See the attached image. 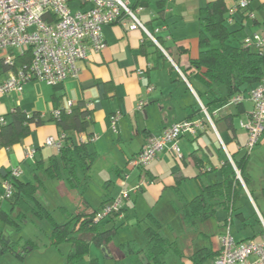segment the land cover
Instances as JSON below:
<instances>
[{
    "label": "crops",
    "instance_id": "crops-1",
    "mask_svg": "<svg viewBox=\"0 0 264 264\" xmlns=\"http://www.w3.org/2000/svg\"><path fill=\"white\" fill-rule=\"evenodd\" d=\"M211 1L141 0L144 9L140 19L148 29H159L155 36L169 58L149 42L141 30H129L120 23L106 24L102 26L105 47L100 52L89 50L86 59L77 61L76 75H69L56 85L28 80L21 91L2 94L0 117L5 122L11 120V113L18 108L26 113L38 112L42 124L33 127L10 147L0 145V193L13 167L21 169V181L39 185L37 199L47 207L50 199L43 196L42 189L50 190L52 194L58 191L61 196L66 181L73 189L72 199L68 197L64 204L55 194L56 204L49 209L52 222L61 224L79 211L98 210L115 197L124 172L128 171L127 188L144 179L148 184L130 193V200L122 205L121 217L99 223L101 229L116 226L114 243L107 251L103 248L105 256L114 264L126 261L138 264L141 255H125L118 246L125 241L138 247L145 245L147 234L153 228L152 224L145 222L149 215L161 223L168 239L175 240L181 251V257L171 254L173 261L168 257V264H210L219 252V236L226 228L235 240H263L264 224L257 212L264 222V173L259 177L254 175L250 162L253 150L264 146V132L253 149L247 152L243 163L247 184L240 175L243 191L233 208L229 211L219 207L212 216L202 220L196 218L193 222L187 221L183 215L186 201L196 196L202 186L221 179V168L228 159L224 149L232 161V157L239 159L246 152L247 133L239 124V129L236 127L235 117L239 118V123L247 119L252 110L249 101L242 102L238 108L223 106L217 110L214 129L204 123L194 133L184 134L179 140L181 157L163 149L144 168L126 167L146 140L158 136L165 126L188 117L199 118L195 94L197 89H203V85L192 76L186 78L182 69L187 68L190 58L198 55V12ZM223 1L228 7L224 21L230 32L228 41L242 46L247 35L253 32L264 34V0H250L249 10L253 17H247L243 10H235L236 0ZM216 44L215 40L212 41L213 46ZM5 76L6 71L0 62V81ZM67 100H71L73 106L82 103L90 114L88 128L80 133L73 132L70 138L72 145H81L84 156H89L87 165L80 161L74 165L72 175L76 180L72 183L65 174L59 149L44 144L46 137L61 134L51 111L63 107ZM140 100L143 104L138 108ZM115 113L119 116L114 131L110 117ZM228 115H232L233 130L228 127ZM27 149L34 150L32 156H26ZM52 161L57 164L59 173L53 176L44 170ZM54 209L60 211L59 221L53 218ZM16 211L18 208L6 199L0 201V213L12 216ZM27 219L38 225L39 219L29 215ZM0 232L7 239L17 238V231L5 225L1 218ZM50 232L46 234L47 247L52 246ZM31 239L39 248L46 246L36 235ZM200 249H206L208 257L201 263H193L188 255ZM34 251L36 249L29 254ZM26 256L19 259L3 249L0 250V264H22ZM93 258L98 261L97 257Z\"/></svg>",
    "mask_w": 264,
    "mask_h": 264
},
{
    "label": "trees",
    "instance_id": "trees-1",
    "mask_svg": "<svg viewBox=\"0 0 264 264\" xmlns=\"http://www.w3.org/2000/svg\"><path fill=\"white\" fill-rule=\"evenodd\" d=\"M138 2L143 4L141 0H138ZM234 9L243 10L247 17L248 12H252L249 10V4L248 7L240 9L237 6V0ZM226 12H228V7L223 0H213L200 7L198 12L200 23L198 36L199 52L196 57L189 59L187 68L182 69L186 78L189 79L192 76L203 85V89L201 91L197 89L196 93L213 124L215 123L217 110L223 106L238 108L242 102L228 105L229 99L237 93H248L259 83L264 75V44L259 47L238 46L228 41L230 32L224 24ZM214 40L217 44L213 46L212 41ZM149 42L151 41L149 40ZM30 59L29 50L24 51L23 54H15L13 66L6 65L2 60L0 62L3 69L8 71L10 68L27 64ZM198 111L200 113L199 118L201 117L202 121L210 126L204 118L199 104ZM89 115V111L85 106L82 103H78L75 106L72 105L69 111L63 110L59 116L54 117L62 131L61 133L64 134L62 146L59 148L58 153L62 159L63 168L66 170L65 174L71 183L76 180L72 175L74 174V165L78 161L82 162L83 165H87L86 160L89 156H84V149L81 145H72L70 138L73 132L80 133L88 128L90 123ZM185 119L194 118L188 117ZM226 120L228 127L233 130L232 115H228ZM246 120H241L239 125ZM40 124H42V120L38 112L26 113L15 108L11 113V120L9 122L4 120V122L0 123V145L10 147L21 137L28 134L33 127ZM253 147L249 150L246 148L245 143L246 152L239 159L232 157L244 183L247 181L243 163L247 159V152L251 151ZM44 170L45 173L51 176L59 174L57 164L53 161ZM6 180H9L13 186L12 194L6 200L17 207L18 211L12 216L0 213V218L5 225H10L14 231L20 229L27 215L39 220H48L52 224L49 234L50 245L57 246L61 242L67 243L69 245L67 261L71 264L81 262L87 255L91 244L98 248H105V251H107V248H110L114 243L116 226L101 229L99 224L101 221L98 222L94 219L95 214L103 205L100 209L89 213L83 210L79 211L61 224L53 223L49 208L37 199L36 193L39 189L37 183L24 182L19 177H9ZM242 191L241 182L236 177L234 168L227 159L221 168V179L202 186L196 196L186 201L183 206V215L187 221L193 222L196 218L202 220L212 216L219 207L230 211ZM122 212L123 206L117 213L110 214L104 220L109 221ZM145 222L152 224L153 227L147 234L146 244L138 247L128 241L121 243L118 247L125 255H141L138 264H168L166 257L169 254L181 257V251L178 250L175 240L171 241L168 239L165 229L161 227V223L154 220L151 215ZM37 248H39V245L31 238L22 239V237H17L16 239H7L0 232V250H8L16 258L22 259ZM208 254L209 252L206 249H200L190 256L188 255V258L193 263H201L208 257ZM90 264H97L96 259L92 258Z\"/></svg>",
    "mask_w": 264,
    "mask_h": 264
},
{
    "label": "built area",
    "instance_id": "built-area-1",
    "mask_svg": "<svg viewBox=\"0 0 264 264\" xmlns=\"http://www.w3.org/2000/svg\"><path fill=\"white\" fill-rule=\"evenodd\" d=\"M71 1L73 0H0V59L6 65L13 66L15 54H23L24 51L30 50L31 55L27 64L6 71V76L0 81V96L7 92L21 91L28 80L56 85L67 76L76 75L77 61L86 59L89 50L100 52L105 47L102 26L106 24L120 23L126 25L129 30H141L144 36L169 58L155 36L159 29L152 31L141 21L140 14L144 7L138 0H75L79 2L80 9L73 14L68 7ZM249 3L250 0H237L240 9L248 7ZM253 16L252 12H248V17ZM263 44L264 34L259 32H253L243 39L245 46L259 47ZM180 74L184 78L181 72ZM195 96L204 118L214 129L203 103L196 94ZM244 101H249L252 107L248 119L240 124L247 131L246 148L250 150L264 130V75L248 93L233 95L228 105ZM142 104L143 101L140 100L138 108H141ZM72 105V101L67 100L63 107L54 108L51 114L57 117L63 110L69 111ZM118 116L119 113H115L110 117L111 128L114 131ZM202 120L200 117L168 124L158 136L146 140L141 150L127 162L126 167L144 168L163 149H168L177 158L181 157L180 138L202 127L204 123ZM1 122H4L2 116ZM63 136V133L58 137L48 136L44 144L59 149ZM224 151L236 177L241 181L240 173L230 155L226 149ZM33 153V149H27L26 156H32ZM21 173L19 167H13L9 171L12 178H18ZM127 178L128 171L124 172L119 180L120 192L95 214V221H102L110 214L117 213L123 203L130 200V193L148 184L141 178L135 185L127 188L125 186ZM2 188L0 201L11 196L13 186L9 180H5ZM121 214L118 216L121 217ZM257 215L264 224L258 212ZM219 242V252L210 264H264V239L235 240L226 228L219 236Z\"/></svg>",
    "mask_w": 264,
    "mask_h": 264
},
{
    "label": "rangeland",
    "instance_id": "rangeland-1",
    "mask_svg": "<svg viewBox=\"0 0 264 264\" xmlns=\"http://www.w3.org/2000/svg\"><path fill=\"white\" fill-rule=\"evenodd\" d=\"M151 1H154V0H151ZM68 7L71 10L72 14L77 9H80L79 2L75 0L69 2ZM192 82H194V80H192ZM194 86L197 88V86L195 85V82H194ZM238 124H239V118L235 117V125L239 129ZM250 163H251L250 168L254 175L259 177L264 173V146H260L259 148H255L253 150ZM62 181H65V179ZM64 183H65V186L62 188L64 192L61 191V196L60 194H58L59 193L58 191L57 192L55 191L54 194H52L51 192H49L50 190H46L44 188L42 189L44 191V193L42 192L43 196L46 199H50L48 203H46L49 209H53L54 204H56L55 197L57 198V196L61 197L60 201L63 202L64 204L67 203L68 197L72 199L73 189L69 187V184L66 181ZM120 188L121 187L119 186V189ZM119 192L120 190L118 191V193ZM55 194L56 196L53 197ZM59 212H60L59 209L52 210L53 218H55L56 221L57 220L59 221V219H61V217H59L60 216ZM50 230H51V222H49L46 219L39 220L38 225L35 224V222H33L32 220H28V219L21 224L20 229L15 233V237L21 236L22 239H27V238H31L36 235L39 238L40 242H42L43 244L46 243V246L41 245V247L36 249V251L26 256L25 260L24 261L22 260L21 262L22 264H71L67 261V250L69 247L67 243L61 242L57 246L47 247L48 239H47L46 234L49 233ZM89 249L90 251L88 252L85 259L75 264H90V259H92L93 257L98 258V261H97L98 264H114V261H112L111 259L105 256V253L103 252L104 251L103 248L98 249L95 245L92 244ZM170 255L171 254L167 255L166 257V259L169 262H170V259L173 261V256L172 255L170 256ZM129 263H130L129 261H126L124 264H129Z\"/></svg>",
    "mask_w": 264,
    "mask_h": 264
}]
</instances>
